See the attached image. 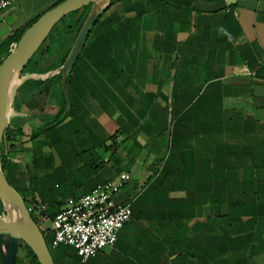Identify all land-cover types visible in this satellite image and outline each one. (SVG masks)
Here are the masks:
<instances>
[{
    "label": "crops",
    "instance_id": "0c3cea01",
    "mask_svg": "<svg viewBox=\"0 0 264 264\" xmlns=\"http://www.w3.org/2000/svg\"><path fill=\"white\" fill-rule=\"evenodd\" d=\"M60 1L0 10V62L5 41ZM56 25L29 71L39 76L16 90L2 149L25 202L52 186L41 231L52 238L49 216L68 198L128 173L115 201L131 220L87 264H264V0L212 12L113 1L65 79L71 40ZM52 250L54 264H78L74 249Z\"/></svg>",
    "mask_w": 264,
    "mask_h": 264
},
{
    "label": "water",
    "instance_id": "95a60500",
    "mask_svg": "<svg viewBox=\"0 0 264 264\" xmlns=\"http://www.w3.org/2000/svg\"><path fill=\"white\" fill-rule=\"evenodd\" d=\"M113 1L117 0H63L57 3L37 17L23 32L14 48L3 58L0 63V149L10 116L8 112L11 110L17 88L31 78L39 76L22 71L54 26L68 14L88 7L68 53L58 69L62 79H65L98 16ZM189 1L194 10L212 12L235 4L237 0H217L210 3H203L201 0ZM13 78L18 83L10 89L9 85ZM0 203L3 211L2 215L0 214V264H13L21 242L31 250L39 264H54L40 227L31 217L25 200L8 183L1 165Z\"/></svg>",
    "mask_w": 264,
    "mask_h": 264
},
{
    "label": "built area",
    "instance_id": "2783aa9c",
    "mask_svg": "<svg viewBox=\"0 0 264 264\" xmlns=\"http://www.w3.org/2000/svg\"><path fill=\"white\" fill-rule=\"evenodd\" d=\"M15 2L0 0V10ZM130 179L128 173L119 174L115 180L99 183L79 197L68 198L50 220V247L65 245L74 249L78 264H87L104 248L113 247L119 230L132 217L129 204L115 201ZM44 221L45 217L38 216L37 225L41 228Z\"/></svg>",
    "mask_w": 264,
    "mask_h": 264
},
{
    "label": "trees",
    "instance_id": "16d2710c",
    "mask_svg": "<svg viewBox=\"0 0 264 264\" xmlns=\"http://www.w3.org/2000/svg\"><path fill=\"white\" fill-rule=\"evenodd\" d=\"M63 1V0H62ZM118 1V0H117ZM163 1H166L167 3L171 4V5H174V6H178V7H185V8H192V3L189 1V0H163ZM202 2L204 3H208V2H211V0H201ZM213 1H216V0H213ZM61 2V1H60ZM59 3V2H58ZM57 4V3H56ZM55 4V5H56ZM88 11V7H84L83 9L79 10V11H76V12H73V13H70L68 14L67 16H65L59 23H62L65 25L67 31L66 33L68 34L69 36V39L71 40V43L77 33V31L79 30L80 26H81V23L86 15ZM82 12H84L83 15ZM102 14V13H101ZM101 14L98 16V19L97 21L99 20ZM81 16V17H80ZM37 19V18H36ZM34 19L29 25L28 27L36 20ZM80 19V21H79ZM79 21L78 25L76 26L77 22ZM96 21V22H97ZM96 24V23H95ZM57 25L54 26V28L51 30V32H53V30L55 29ZM95 26V25H94ZM93 26V27H94ZM27 28H25L24 30L16 33V35L10 37L8 40L5 41V44L7 45L8 43L11 42H15L17 43V41L19 40V38L21 37V35L23 34V32L26 30ZM51 32L49 33L47 39L49 38ZM42 46V45H41ZM41 48V47H40ZM38 49L40 50V53L43 52V53H49L50 51V47L46 48L45 50L41 51V49ZM37 50V51H38ZM69 50V49H68ZM68 50L63 58V61L68 53ZM9 52H6V55H8ZM35 55V54H34ZM34 55L32 56V58L27 62V64L25 65L24 69L22 72H28L31 71L30 69L34 68L36 65H39L40 64V61H36L34 62L33 61V58H34ZM62 61V63H63ZM1 63V62H0ZM39 71V70H38ZM25 83V82H24ZM65 101H63V105L60 109V111L55 115V117L50 120L47 125H53L55 124L61 117L65 116V110H66V106H65ZM5 140V133H4V136H3V139H2V142H1V149H0V165H1V169L2 171L4 172L6 166H7V160L5 159V156L3 155V141ZM2 208L1 204H0V209ZM59 211V210H58ZM55 214V213H54ZM54 214L52 216H49V221L52 219V217L54 216ZM42 234L44 235V238L46 240V243H47V246L49 248V250L52 248L50 247V243H51V240L52 238H48V235L45 234L43 231H42ZM51 253V252H50ZM52 255V254H51ZM53 258V256H52ZM19 263H23V264H39L35 258V256L33 255V253L31 252V250L24 244V243H20L19 245V249H18V252L16 254V257H15V260L13 262V264H19Z\"/></svg>",
    "mask_w": 264,
    "mask_h": 264
},
{
    "label": "rangeland",
    "instance_id": "374dc122",
    "mask_svg": "<svg viewBox=\"0 0 264 264\" xmlns=\"http://www.w3.org/2000/svg\"><path fill=\"white\" fill-rule=\"evenodd\" d=\"M84 12H82L81 15H83ZM81 17V16H80ZM80 21V19H79ZM79 21L77 22L76 26L78 25ZM41 49V48H40ZM39 54H40V50H38L35 55H34V58H33V61L36 62L38 60V57H39ZM11 111H12V107H11ZM37 141H41L40 143H44L46 142V138L42 135H40V137L36 138ZM39 187V183L36 182V187ZM51 188L52 186H50V189H42V192H40V201L39 202V206H35L33 205V202L30 200V199H27L26 200V206L28 209H30V215L31 217L34 219V221L37 223V220H38V212H39V209L41 210L42 207L46 208L47 211H50L51 210V201L50 199H52V191H51ZM53 191H55V189H52ZM36 196V195H35ZM38 196V195H37ZM36 196V198H37ZM1 204V203H0ZM3 211H2V208L0 209V214L2 215ZM104 249H107V248H104ZM50 252L53 256V250L50 249Z\"/></svg>",
    "mask_w": 264,
    "mask_h": 264
},
{
    "label": "bare ground",
    "instance_id": "6f19581e",
    "mask_svg": "<svg viewBox=\"0 0 264 264\" xmlns=\"http://www.w3.org/2000/svg\"><path fill=\"white\" fill-rule=\"evenodd\" d=\"M18 82H17V80L15 79V78H13L12 80H11V82H10V85H9V88L11 89L12 87H14V85H16ZM9 89V90H10ZM9 95H10V92H9ZM11 113V110L8 112V114H10Z\"/></svg>",
    "mask_w": 264,
    "mask_h": 264
}]
</instances>
